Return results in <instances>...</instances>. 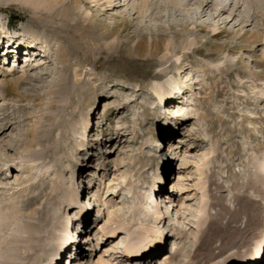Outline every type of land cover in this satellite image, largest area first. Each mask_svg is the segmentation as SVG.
<instances>
[{
  "label": "rangeland",
  "instance_id": "rangeland-1",
  "mask_svg": "<svg viewBox=\"0 0 264 264\" xmlns=\"http://www.w3.org/2000/svg\"><path fill=\"white\" fill-rule=\"evenodd\" d=\"M0 77V264H264V0H0Z\"/></svg>",
  "mask_w": 264,
  "mask_h": 264
},
{
  "label": "bare ground",
  "instance_id": "bare-ground-1",
  "mask_svg": "<svg viewBox=\"0 0 264 264\" xmlns=\"http://www.w3.org/2000/svg\"><path fill=\"white\" fill-rule=\"evenodd\" d=\"M206 5V4H205ZM36 24V23H35ZM52 24H54V23H52ZM37 25H39V26H41V27H43V24H41V23H38ZM47 26H49V24L47 25ZM53 27V26H52ZM2 33H4L5 34V36L7 37L8 35H7V33H6V31H1ZM2 43H3V41H2ZM10 63H11V61H9V63H8V66L10 65ZM29 64L30 63H28L27 65H25V67H23V68H21V69H19L20 71H25L26 70V68H27V66H29ZM15 64H13V66H14ZM16 66H18V65H16ZM6 67V66H5ZM6 70H8V68L6 67ZM33 70L34 69H31V71H32V77H33V75L35 76V74L33 73ZM24 77L23 76H20V77H18V78H15V79H11V80H9L7 83H6V85H7V87H13V88H15V87H18V86H20V85H22L23 84V81H22V79H23ZM0 80H1V77H0ZM165 100H169V94H165V95H163L161 98H160V101L161 102H163V101H165ZM179 106H180V104H179ZM174 108H176V106L174 107ZM193 110H195V109H193ZM262 169H264V168H261V170ZM148 213V212H147ZM149 215H152L150 212H149ZM153 216H155V219L156 220H158V218H159V215H157V213L156 212H153ZM216 222V221H215ZM218 222V221H217ZM228 223H225L224 225H222L221 226V228L222 229H225V232L226 233H229L231 230H232V225H231V221H227ZM232 223H233V221H232ZM213 226V225H212ZM216 227V226H215ZM215 227H213V232H215ZM64 227H61L60 228V230H59V233H58V244L59 243H61V242H64V241H67L71 236H70V233H69V230H67V229H63ZM211 229V228H210ZM217 232V231H216ZM106 233H107V236H110L112 239L116 236V233H114V231H106ZM221 235V234H220ZM230 235H232V234H230ZM117 238H119V237H117ZM111 239V240H112ZM111 240L109 241V242H111ZM154 240V238L151 240V241H153ZM157 240H159L158 242H157ZM154 243H152V244H154V245H158V244H160V238H156L154 241H153ZM134 245V244H133ZM148 245V244H147ZM181 244H179V243H177V244H175V246L177 247V246H180ZM120 249H122V254L124 253L125 254V256H127V255H132V254H134L136 251H137V246L135 247V246H132V245H130L129 243H127V241H126V239H123L122 240V242H121V244H120ZM187 247V246H186ZM184 248L185 247H183V248H181L180 249V251H183L184 250ZM140 251V250H139ZM142 251V250H141ZM114 253V254H113ZM98 254V256H99V252L97 253ZM118 254V253H117ZM138 254H140V252L138 253ZM175 254V253H174ZM83 255V254H82ZM85 255V254H84ZM112 256H111V258L112 259H114V257H118V256H116L115 255V252H112V254H111ZM97 256V258H99V259H101V256L100 257H98ZM108 257H110V255H107ZM167 257V256H166ZM75 258H78L77 256H75ZM105 258V257H104ZM104 258H103V260H104ZM171 258H172V256H171ZM103 260L101 261L100 260V263H98V264H111V263H109V261H111V259H107L106 260V263H103ZM92 261V260H91ZM72 264V263H71Z\"/></svg>",
  "mask_w": 264,
  "mask_h": 264
}]
</instances>
